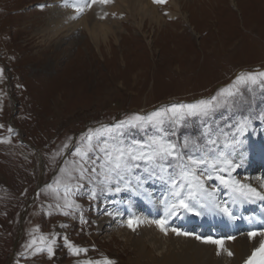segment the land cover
<instances>
[{
  "label": "rangeland",
  "instance_id": "374dc122",
  "mask_svg": "<svg viewBox=\"0 0 264 264\" xmlns=\"http://www.w3.org/2000/svg\"><path fill=\"white\" fill-rule=\"evenodd\" d=\"M63 1L0 0V264H160L169 253L180 256L186 248L165 237L157 248L143 240L149 237L140 234V229L159 230L151 221L161 218L167 220L172 237L180 240L222 241L237 212L244 214L248 227L254 225L257 233L261 227L257 229L252 219L264 214V200L251 201L256 206L252 210L246 205L249 200L234 196L216 175L264 187V88L236 83L241 73L264 72V0L153 2L157 23L146 19L140 24L138 17L126 12L111 14L101 36L94 30V40L82 28L54 35L43 32L53 6L61 12L73 4L62 6ZM237 88L240 91L234 97L220 95L224 89ZM201 100L217 105L208 116L187 117L178 125L166 120L163 131L152 124L126 126L112 135L104 133L100 142L128 148L162 137L175 143L185 160L189 155L206 160L197 172L212 177L204 180L213 192L210 200L226 205L235 215L230 217L214 206L197 207L201 214L186 211L187 222L207 216L205 226L214 225L219 235L198 234V222L182 231V226L170 223L168 207H144L147 222L134 231L128 224L115 227L117 220L105 216L122 196L101 191L106 169L101 168L105 162L98 146L83 164L89 169L84 178L67 181L68 175L79 177L76 169L82 162L74 152L86 143L81 138L90 130L114 128L135 115L148 117L174 104ZM186 139L190 145L184 148ZM225 160L238 167L227 169ZM170 163L162 179L151 171V165L140 162L118 186L135 194L162 196L166 187L171 188L168 176L178 179L179 168L175 161ZM93 167L95 174L90 171ZM221 168L225 171L219 172ZM66 183L72 189L67 197ZM112 186H117L116 180ZM93 190L97 196L90 199ZM223 190L231 191L233 197L225 201ZM218 194L223 197L219 202ZM125 200L121 203L126 204ZM132 201L138 203L136 198ZM137 210L121 208V220L128 223ZM99 219H104L102 227L97 225ZM118 229L130 233L118 234ZM254 230L247 229L246 234ZM69 244L81 251L74 254ZM207 249L210 254L218 249L223 258L218 264L231 263L219 245ZM202 251L207 259L208 252ZM255 254L259 256L251 251L244 264H263Z\"/></svg>",
  "mask_w": 264,
  "mask_h": 264
},
{
  "label": "snow or ice",
  "instance_id": "6c2138e0",
  "mask_svg": "<svg viewBox=\"0 0 264 264\" xmlns=\"http://www.w3.org/2000/svg\"><path fill=\"white\" fill-rule=\"evenodd\" d=\"M97 2L108 3L109 0H86L84 7H91L92 4ZM154 3H164L165 0H153ZM44 7V5H41ZM76 12H83L84 7L73 5ZM236 83L240 85H259L261 88H264V72L259 73H241L237 79ZM251 90V88H249ZM240 89L237 88L235 91L231 89H224L220 95H227L228 97H234L239 93ZM216 100V97L212 98ZM217 105H214L211 101L201 100L195 104H174L170 108L160 109L153 112L148 117H142L140 115H135L128 118L125 121L120 122L114 128H103L96 129L94 132L90 130L86 138L82 137V141L86 140V143L75 148L74 155L79 157L81 160V165L76 171L79 172V177L72 175L67 176V181H72L76 179H83L84 172L89 171V169L83 166L84 163H87L91 159L90 153L95 151L96 146L99 147V152L103 153L104 164L101 165L102 169H106L102 173L103 180L100 181L101 191L116 192L119 193L122 191L121 187L118 186L119 181L124 180L125 174L130 173L133 168L140 167V162H143L146 166L151 165V171L159 175L163 179V174L167 173L169 168L172 167L170 161H175L176 166L179 168L178 179L169 175L168 181L171 185V205L169 209V214L174 215L178 210L183 209L187 212H192L195 215H200L201 213L197 211V207H210L214 206L215 208L220 209L221 212L228 216H232V213L229 211L226 205H221L215 201L210 200L213 195V192L209 191L204 184L205 179H211L209 175L204 177L202 173L198 174L197 170L201 164L207 163L206 160H198L194 156H187L186 160L182 158L181 153L177 150V145L170 140L164 139L162 137H151L147 145L139 144L135 142L138 146L135 147H122L114 146L110 147L107 141L103 143L100 142L101 138L104 136V133L112 135L113 133L119 131L124 127H144L147 124H152L153 126L158 127L159 130L163 131V125L165 121H169L173 124H180L187 117L193 116H208ZM2 127V126H0ZM243 127V125H242ZM171 135H175L173 131ZM113 139L115 137L113 136ZM96 140V145L93 144V141ZM7 142V141H3ZM214 143V141H213ZM190 141H184V148L189 147ZM67 147V146H66ZM99 158V157H98ZM227 169H234L238 165H234L231 161H224ZM214 167V166H213ZM148 170L147 167L145 169ZM63 172L64 169H61ZM92 173H96L97 169L95 167L91 168ZM225 171L224 168L219 169V172ZM216 179L220 181L222 185L226 188L232 190L234 194H238L239 197H242L245 200H264V192L258 191L256 188L247 185L241 184L239 181L229 180L223 175H216ZM113 180L117 181V186L113 187ZM264 186V185H262ZM51 187V186H49ZM72 189L66 183L65 185V196L67 197L71 194ZM97 193L93 190L90 193V199H95ZM207 201V203H205ZM67 207H71V204H66ZM60 207V205H57ZM78 207V205H77ZM64 215H68V212H64ZM156 224L161 231H167L166 219H159L151 221ZM144 223L138 217H133L128 220V227L133 231L139 224ZM173 231H176L173 229ZM177 234L188 235V233ZM258 233L250 232L249 238H254ZM259 235H264V233H259ZM44 238L41 237V240ZM200 239V237H197ZM206 242L210 243H221L220 241L208 240ZM71 248L74 254L79 253L81 249L73 247L71 244L68 245ZM31 247V245H29ZM264 248V244H262ZM37 251H42V249H37ZM48 252L51 255L53 253L52 247L48 248ZM231 255V253H229ZM106 264H111L110 261H106Z\"/></svg>",
  "mask_w": 264,
  "mask_h": 264
},
{
  "label": "bare ground",
  "instance_id": "6f19581e",
  "mask_svg": "<svg viewBox=\"0 0 264 264\" xmlns=\"http://www.w3.org/2000/svg\"><path fill=\"white\" fill-rule=\"evenodd\" d=\"M85 2L86 0H66V1L64 0L62 6H66V4L69 3H73V4H71L68 9L61 12H56L59 9L53 6L52 7L53 12H51L50 16H48L46 28L43 29V32L48 31L53 34L60 31L71 32L73 30L75 31V29L78 30L82 28L85 29L87 32H90L91 39L94 40L96 39L93 36L94 30L98 29L99 36H101L103 31L102 27L104 26V24L107 25V23L110 20L108 15L110 16L111 14H114L116 16H120L121 13H125V12L128 13L131 17H134V19L138 17L140 19V24H142L143 21L146 19L149 21L150 24L157 23L154 19L157 14V10H156L157 5L152 4L153 0H109L108 3L97 2L95 4H92L91 7H84ZM73 5L84 7L83 12H76ZM102 40L106 41L105 35L102 37ZM261 169L264 170V166H262ZM261 172L263 173V171ZM244 183L247 184L246 182ZM241 184H243V182H241ZM254 188H256L258 191L263 192L262 190L264 187H261L259 184L258 185L255 184ZM162 192L163 195L162 196L159 195L157 197L156 195L150 193L135 194L134 192H131L130 188L124 187L123 190L120 192V195L122 197L118 199V197L116 196L118 200L114 201V203L111 206L112 208L109 209L108 215H106L105 217H107L108 219H112L111 220L112 222L113 220L114 221L117 220V224H114L115 227L116 225H125L128 223L121 220L123 218L120 214L121 208L122 211L123 210L129 211V210H133L135 207H139L140 210H137L135 217H138L144 222H147L146 215L145 213H143L144 207H149L153 210L156 208L157 209L160 208V210H162L163 208H164L163 210H165V207L170 208L172 201V197L170 194L171 188L166 187L165 191ZM223 192L224 190L222 191V193ZM219 194H218V202L221 201V199L223 198L222 194L221 196ZM233 194L231 193V191L224 192L223 196L225 198V201L230 200L233 197ZM109 195L115 199V196H112V194ZM236 195L237 194H234V196ZM126 198H128V201L125 200ZM135 198L138 201L137 204L133 203L132 201ZM239 199H241V197ZM123 200L126 201V204L121 203ZM250 205L252 206V210H254L253 207L256 208L255 204L251 201H250ZM244 210L246 213H248V208H244ZM130 215L131 214L129 213L128 216ZM234 215L235 212L232 214V216ZM248 215H250V213ZM177 216L179 219L174 220ZM193 218L194 219H191V221L187 222L189 220V215L187 214L186 211L180 209L174 215H172L171 220L173 221H171L170 223L174 222L175 224H179V226H182V231H189L193 229L194 224L198 222V224L201 225L197 231L198 234L201 233L203 235L207 230L209 232H214V233L217 232L216 234L221 233L216 227H214V225L205 226V224L208 222L206 220L208 219L207 216H205L204 219L201 218L197 219V217L196 218L193 217ZM256 218L262 219L264 218V214L261 217L259 216L252 219L255 221L257 225L256 228L257 227L259 228L261 227V224L256 221ZM232 219L233 221H231V223H228L230 226V231L225 229L228 233L227 234L222 233L225 237L231 235L232 236L231 239H224L225 237H223L222 241H220L221 243L219 244L206 242L211 239H206V241L203 242H197L192 238L180 240L175 237H172L173 236L172 232L171 233L170 231L163 232L160 229L158 230L154 227H149V229L147 227L145 229H140L139 233L147 235V237H149L150 239L147 238L143 240L147 241V243L154 248H157V246L160 243H163L162 241L163 237H165L166 239L165 241L168 240L174 244L175 243L181 244L180 249H182V244L183 246H186L185 250H183V253L180 251V256H176L173 253H169L167 256L164 257V259L161 261L160 264H177L180 262H182L183 264H218L219 261L222 262L223 260V258L220 257L221 255L218 254V249L214 250V254L213 253L210 254V249H207L209 246L211 247H213L214 245L216 246V244L219 245V247L221 248L220 251L223 252L224 250H226L225 254L231 253V255H229L230 258L229 260L225 258L228 260L227 263L231 262L230 264H244L245 259L248 258V254L252 251L253 253L256 252L259 255L257 256L255 254L256 258L260 259L264 264V248H262V244H264V235H259V233H264V232L257 231L258 235H256L254 238H249V233L246 234L247 233L246 231L247 229H249V227L245 222L246 219L244 218V214L242 213L241 215L240 213L237 212V216L233 217ZM97 222H98L97 225L100 227H102L105 224L104 219H99ZM248 223H252V222H248ZM253 226L254 225H252L251 229L255 228ZM121 228L126 229V227L123 226H121ZM254 232L256 231L254 230ZM117 233L125 234L130 232L124 231L123 229L122 230L118 229ZM170 247L171 245L169 246V248ZM173 247L174 246H172V250ZM203 249L208 252L209 257H207V259H206L207 253L202 251Z\"/></svg>",
  "mask_w": 264,
  "mask_h": 264
}]
</instances>
